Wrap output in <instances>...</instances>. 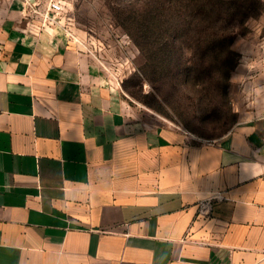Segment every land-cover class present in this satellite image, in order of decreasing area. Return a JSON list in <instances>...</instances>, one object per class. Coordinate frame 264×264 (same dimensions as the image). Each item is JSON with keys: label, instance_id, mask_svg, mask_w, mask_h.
Wrapping results in <instances>:
<instances>
[{"label": "crops", "instance_id": "0c3cea01", "mask_svg": "<svg viewBox=\"0 0 264 264\" xmlns=\"http://www.w3.org/2000/svg\"><path fill=\"white\" fill-rule=\"evenodd\" d=\"M26 3L0 0V264H264V116L194 142Z\"/></svg>", "mask_w": 264, "mask_h": 264}, {"label": "rangeland", "instance_id": "374dc122", "mask_svg": "<svg viewBox=\"0 0 264 264\" xmlns=\"http://www.w3.org/2000/svg\"><path fill=\"white\" fill-rule=\"evenodd\" d=\"M188 2L79 0L62 22L73 39L86 41L82 48L93 52L100 79L120 91L131 109L179 128L194 142L213 143L239 123L264 116V5L256 19L241 23L227 14L218 22L240 54L231 75H223L230 57L221 48L216 75H183L197 37L196 26H188ZM140 22L147 26L150 41L144 50L137 43L143 36ZM167 28L176 30L175 38ZM163 49L172 56L167 51L161 55Z\"/></svg>", "mask_w": 264, "mask_h": 264}, {"label": "trees", "instance_id": "16d2710c", "mask_svg": "<svg viewBox=\"0 0 264 264\" xmlns=\"http://www.w3.org/2000/svg\"><path fill=\"white\" fill-rule=\"evenodd\" d=\"M263 5L264 0H189L186 13L189 19L188 26H196L197 37L193 42V59L195 56L197 59H192L191 63H185L182 69L183 75H216L219 69L215 59L221 56L219 54L220 48L226 50L230 57V67L223 70V75H231L240 63V54L232 49L233 39L231 35L221 31L218 22L226 20L222 18L227 14L237 18L241 23L256 19L261 15ZM162 13L166 16L169 15L167 12ZM139 24H141L139 31L143 33V36L141 43L138 41L137 43L144 50L143 45L146 48L150 44L148 28L144 23L140 22ZM171 28L167 29H169L172 38H175L176 30ZM163 51L168 52V58L172 56L171 50H160L161 55H163Z\"/></svg>", "mask_w": 264, "mask_h": 264}, {"label": "built area", "instance_id": "2783aa9c", "mask_svg": "<svg viewBox=\"0 0 264 264\" xmlns=\"http://www.w3.org/2000/svg\"><path fill=\"white\" fill-rule=\"evenodd\" d=\"M79 0H28L26 7L28 8L27 16L31 19L39 21L42 27L52 26L68 31L63 24L65 15L70 11V7ZM75 41H79L75 38Z\"/></svg>", "mask_w": 264, "mask_h": 264}]
</instances>
